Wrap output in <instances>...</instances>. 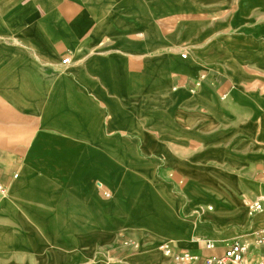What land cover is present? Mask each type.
<instances>
[{"label": "crops", "instance_id": "crops-1", "mask_svg": "<svg viewBox=\"0 0 264 264\" xmlns=\"http://www.w3.org/2000/svg\"><path fill=\"white\" fill-rule=\"evenodd\" d=\"M263 120L264 0H0V264L222 255L264 223L239 209L264 194Z\"/></svg>", "mask_w": 264, "mask_h": 264}, {"label": "bare ground", "instance_id": "bare-ground-1", "mask_svg": "<svg viewBox=\"0 0 264 264\" xmlns=\"http://www.w3.org/2000/svg\"><path fill=\"white\" fill-rule=\"evenodd\" d=\"M190 60V58H187ZM263 126H264V120H263ZM192 177L194 178V180L192 182H190L189 186L186 188L185 192L188 194L187 197L189 199L192 200L191 203V207L195 208L197 210V212L202 213L204 211H216L217 208L215 207V205L213 204H207L206 200H205V194L203 191V179H204V174L201 171H194V173L192 174ZM253 191H256V189L254 187H250ZM238 192H240V190H238ZM264 198V197H262ZM249 206L245 203V202H240L239 203V209H241V213L245 214L250 220L254 219V220H258V221H254V227L258 226L259 223L261 222V218H264V209L260 212H256V213H252L249 208ZM155 215H159V213L157 212V209L154 207L153 208ZM65 211L66 208H57V211ZM36 212V210H35ZM37 213V212H36ZM259 218V219H255V218ZM39 221L37 220V217L35 218L34 222H31L29 220V218L27 219V217L23 214H21V228L23 229H27L29 231H32L34 233L35 236V247L38 250H42L45 249L46 247H50V248H54L57 247L59 245L63 244V241L58 239V237H56V232L58 229H60L61 227H59L57 224H51V223H46L43 222V220L41 219V217H39ZM252 218V219H251ZM63 228L70 230V231H74V225L73 224H65L63 226ZM264 228V223L261 226V229ZM45 233L46 236L49 237V239L47 240H43L42 236ZM49 233V234H47ZM179 244H183V242H181L180 240L178 241ZM161 244V243H160ZM251 253H254L251 251ZM255 254V253H254ZM256 255V254H255ZM40 259L43 260L42 255L38 256ZM162 257L161 254L158 255V259H160ZM257 259V256L255 258V260ZM100 264H110L107 262H103ZM159 264V263H158Z\"/></svg>", "mask_w": 264, "mask_h": 264}, {"label": "built area", "instance_id": "built-area-1", "mask_svg": "<svg viewBox=\"0 0 264 264\" xmlns=\"http://www.w3.org/2000/svg\"><path fill=\"white\" fill-rule=\"evenodd\" d=\"M69 59H65L63 64H68ZM204 75L202 76V80ZM102 190V186H99ZM0 190L5 192L3 186L0 185ZM105 196L109 197L110 193L105 192ZM264 209V198H259L255 202L249 205V210L252 213L260 212ZM255 243L257 246L264 247V229L259 230L256 235ZM126 245L130 242L125 241ZM205 249L208 251H214L217 249V245L214 241L206 239L204 240ZM162 253L168 257L172 258L177 264H192L195 260V256L186 250H181L180 253L174 252V247L171 243H165L160 247ZM224 253L222 255H211L204 260L205 264H264V259L260 262L253 261L251 259V249L250 246L241 240H234L228 243L224 247ZM254 255V254H253ZM256 258V255H254Z\"/></svg>", "mask_w": 264, "mask_h": 264}, {"label": "rangeland", "instance_id": "rangeland-1", "mask_svg": "<svg viewBox=\"0 0 264 264\" xmlns=\"http://www.w3.org/2000/svg\"><path fill=\"white\" fill-rule=\"evenodd\" d=\"M202 76L203 75H201V77H200V80H202ZM110 193V192H109ZM111 194V193H110ZM262 197H264V194H261L260 196H259V198H262ZM256 201V200H255ZM255 201H252V202H250V203H248L247 205L249 206L250 204H252L253 202H255ZM249 208V207H248ZM264 229V228H263ZM262 230V229H261ZM256 232H257V229H256V231L254 230V232L252 233V235H250V239H249V236H246V237H243V238H238V239H233V240H231V241H227L228 243H230V242H232V241H234V240H241V241H243V242H246L249 246H250V249H251V251L252 252H254L256 249H260V250H263L264 249V247H260V246H257L256 245V243H255V239H256ZM256 234V235H255ZM125 241L126 240H124V243H125ZM128 242H130V240H127ZM228 243H225V246L228 244ZM224 246V247H225ZM254 253H252V255H251V259L253 260V261H257V262H260L262 259H260V260H258V259H256L255 260V254L253 255Z\"/></svg>", "mask_w": 264, "mask_h": 264}]
</instances>
